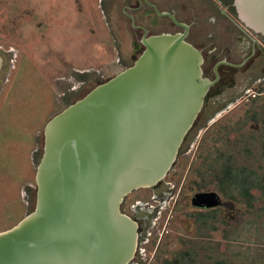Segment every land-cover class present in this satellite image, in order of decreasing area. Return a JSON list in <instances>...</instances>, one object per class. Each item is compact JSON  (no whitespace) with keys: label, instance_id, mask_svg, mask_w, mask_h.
I'll use <instances>...</instances> for the list:
<instances>
[{"label":"rangeland","instance_id":"1","mask_svg":"<svg viewBox=\"0 0 264 264\" xmlns=\"http://www.w3.org/2000/svg\"><path fill=\"white\" fill-rule=\"evenodd\" d=\"M134 39L138 36L126 16L116 6L110 11L102 0H0V230L35 207V174L46 122L98 84L97 78L107 79L132 64L143 50L135 51ZM253 89L252 95L207 98L162 181L178 186L181 201L175 217L166 225L167 219H161L165 226L158 227L147 244L157 256L156 264L207 240L197 234L192 200L203 186L218 191L214 169L219 154L234 151L241 163L262 165L264 171V155L253 159L262 151L264 121L260 114L246 121L253 111L264 109V80L260 85L256 81ZM246 144L253 156L239 150ZM148 192L143 188L128 194L123 209L132 214L131 204L149 199ZM253 192V208L221 194L217 205L223 223L208 239L215 260L228 256L235 264L262 262L264 196L260 190Z\"/></svg>","mask_w":264,"mask_h":264},{"label":"water","instance_id":"2","mask_svg":"<svg viewBox=\"0 0 264 264\" xmlns=\"http://www.w3.org/2000/svg\"><path fill=\"white\" fill-rule=\"evenodd\" d=\"M235 3L241 20L264 34V0ZM186 33L144 35L132 64L46 122L35 207L0 230V264L134 260L139 223L123 201L168 175L215 83L204 76L202 51ZM202 194L212 195L213 205L220 199L210 192L194 201Z\"/></svg>","mask_w":264,"mask_h":264},{"label":"flooded vegetation","instance_id":"3","mask_svg":"<svg viewBox=\"0 0 264 264\" xmlns=\"http://www.w3.org/2000/svg\"><path fill=\"white\" fill-rule=\"evenodd\" d=\"M102 1L110 11H113L116 6L128 19L133 35L138 36V40L134 39L133 42L135 51L144 48L142 43L144 35L187 32L186 40L202 51L204 76L215 80L210 87L206 101L211 96L214 100H218L228 93L252 95L255 82L257 81L260 85L264 80L262 77L264 74V34L247 26L241 20L235 0ZM167 13L174 15L179 22L187 24L188 29L186 30L185 26L176 22ZM3 65L4 63L1 67ZM100 79L102 78H97V81L99 82ZM144 189L149 190V199L146 200L144 197L135 199L131 204L133 213H129L138 221L140 232L137 254L132 262L156 264L157 256L152 253L147 244L151 242V237L156 234L158 227L164 225V222H160L161 219H167L166 225L175 217L181 198L178 186L175 184L161 182L154 187ZM210 192L214 191L207 189L194 193L192 204L197 208L194 213L199 215L201 212L214 209L211 207L214 204L212 195H198L194 201L196 194ZM217 207L220 208V206ZM194 223L198 236L207 238V240L213 237V231L211 236L200 234L197 218ZM207 240L201 243L193 242L199 246L200 264H213L209 263V259L205 257L209 251L200 247L201 244L208 246L210 242ZM140 243L145 247L140 246ZM190 247L182 249L174 258H164L161 264H190L184 256V251Z\"/></svg>","mask_w":264,"mask_h":264},{"label":"trees","instance_id":"4","mask_svg":"<svg viewBox=\"0 0 264 264\" xmlns=\"http://www.w3.org/2000/svg\"><path fill=\"white\" fill-rule=\"evenodd\" d=\"M260 121H264V109L253 111L250 117L246 118V121L251 119H258V115ZM187 139V137H186ZM185 139V141H186ZM184 141V142H185ZM262 151L254 160H259L264 155V141L261 144ZM246 150L247 154L253 156V149L246 144L243 149ZM237 151V149L235 150ZM216 168L214 169V175L217 183V190H213L216 192L220 199L221 194L227 199H232L236 201H243L247 206L253 208L254 202L257 200V197L254 194V190H260L261 194L264 196V171L262 165L254 166L252 164H244L241 163L237 153L234 151H225L217 156L216 159ZM200 190H207V186H203ZM218 205H212L214 207L209 212H201L195 213L194 217L197 218V222L199 223V231L201 235L211 236V232L219 230V224L223 223V220L220 217V209L217 207ZM264 209V208H263ZM253 223V221H251ZM212 246V247H211ZM201 248L206 249L207 253L205 257L209 259V261H213V264H235L231 260L227 258H216L214 254L211 253V249H214L213 245H200ZM184 256L187 258L190 264H200V254H199V246L194 244L192 247L188 248L184 251ZM247 261L251 260L252 256L249 254L246 255ZM245 262H242V264ZM259 264H264V258L262 262Z\"/></svg>","mask_w":264,"mask_h":264},{"label":"crops","instance_id":"5","mask_svg":"<svg viewBox=\"0 0 264 264\" xmlns=\"http://www.w3.org/2000/svg\"><path fill=\"white\" fill-rule=\"evenodd\" d=\"M105 46L107 47V50H109V49L111 48V47H109L107 44H106ZM110 50H111V49H110ZM110 50H109V51H110ZM28 151H29V149H28ZM30 153H31V151H30ZM30 157H31V156H30ZM30 166H32V165H31V161H30Z\"/></svg>","mask_w":264,"mask_h":264}]
</instances>
